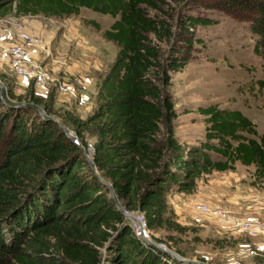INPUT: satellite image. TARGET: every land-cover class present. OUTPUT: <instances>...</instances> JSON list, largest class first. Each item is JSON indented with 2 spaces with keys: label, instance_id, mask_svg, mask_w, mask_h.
<instances>
[{
  "label": "trees",
  "instance_id": "1",
  "mask_svg": "<svg viewBox=\"0 0 264 264\" xmlns=\"http://www.w3.org/2000/svg\"><path fill=\"white\" fill-rule=\"evenodd\" d=\"M83 8L114 18L103 36L118 47L99 75L94 108L85 116L64 111L80 137H96L94 166L48 111L51 92H31L26 103L0 95V264H201L136 235L123 210L143 211L150 228L185 232L168 214L170 191H193L202 174L237 162L264 179V130L249 115L200 104L205 137L182 143L171 126L179 113L164 91L203 44L198 26L219 22L208 10L247 19L264 56V0H0V18H67ZM256 84L264 96V78Z\"/></svg>",
  "mask_w": 264,
  "mask_h": 264
},
{
  "label": "rangeland",
  "instance_id": "2",
  "mask_svg": "<svg viewBox=\"0 0 264 264\" xmlns=\"http://www.w3.org/2000/svg\"><path fill=\"white\" fill-rule=\"evenodd\" d=\"M207 13L218 18L219 22L205 27L198 26L197 34L203 39V44L197 45L194 57L183 69L171 72L170 85L164 90L171 95L175 109L179 113L171 121L174 135L186 144L197 143L205 137L207 121L206 115L198 110L200 104L217 103L221 108L241 109L244 113L250 114L259 133L262 132L264 125V96L256 84L258 79L264 78V56L254 50L257 35L250 31L247 19L227 14L219 9L208 10ZM177 15L178 11L175 12V16ZM33 19L38 24L33 23L35 28L42 25L50 28L54 24L79 25L81 22L82 27L85 24L84 29L90 34H88L90 39L83 34L79 37L83 36L87 40L99 43L96 53L104 58V62L106 59L107 62L114 59L118 47L103 36L104 29L114 21L108 14L86 8L82 9L79 15L67 18L39 15ZM19 20L20 18L14 15L0 18V36L3 37L0 41V95L11 97V94H14L21 103H26L27 96L31 92L36 93L37 85L32 86L30 82L28 85L21 84L9 60L10 49L20 41L19 32L23 30ZM94 20L100 23V29L97 30L91 23ZM62 21L64 24L59 23ZM64 30L62 28L59 33H64ZM52 39L44 46H39L41 53L45 52V49H53L56 41ZM38 43L40 41L36 44ZM32 46L30 45L31 50ZM78 49L81 51L85 47L78 46ZM65 50L68 51L66 48ZM85 54L88 56L90 52ZM38 60L47 65L41 58L38 57ZM64 72L56 71L54 74L52 72V75L71 80ZM75 77L82 80L79 75ZM69 83L72 91L66 95L74 94L76 101L82 99L83 93L79 89L84 82L80 85L75 81ZM48 90L55 100L57 97L55 90L52 88ZM39 108L47 111L44 105H40ZM65 109V106L61 107L53 102L48 111L60 122L62 128L83 146L87 160L94 166L96 137L88 132L84 138L80 137L76 127L64 120ZM163 125L165 127V124ZM89 146L92 149H89ZM96 171L103 178L101 172ZM105 182L110 188L109 194L116 197L111 183L106 180ZM199 202H206L222 213L214 215L200 212L196 208ZM167 205L168 214L188 229L185 232H178L174 229L149 227L150 237L147 239L149 242L159 247L164 244V248L161 247L163 250H172L179 256L196 261L202 260L207 264H264V179L256 178L254 165L248 166L237 162L234 170H213L204 173L196 179L193 191H170ZM123 211L126 221L131 224L135 222L134 215L129 216L126 210ZM136 211L140 210L134 212ZM237 220L251 225L239 227L234 224Z\"/></svg>",
  "mask_w": 264,
  "mask_h": 264
},
{
  "label": "crops",
  "instance_id": "3",
  "mask_svg": "<svg viewBox=\"0 0 264 264\" xmlns=\"http://www.w3.org/2000/svg\"><path fill=\"white\" fill-rule=\"evenodd\" d=\"M34 17L36 16L16 17L20 18L19 23L21 24L23 29H32L31 33L38 36L40 39V43L34 44L32 46L33 57L35 59H38L39 57V59L41 58L42 60H44L47 63L51 74L52 72L54 74L56 71H65L68 73V75L81 76L84 82L83 86H81L79 89V91L83 93V104H78V102L74 99V94H71V96H69L66 95V93H60L57 91V97L54 102L58 106H65L66 109L72 111L73 109H76L82 116L87 115L95 106L94 98L98 88L99 75L106 69V66L108 65L109 61L107 62L106 59L105 63L104 58L96 53L97 44L99 43H97L95 40H89V33L86 31V29H84V23L83 27L81 25L82 23L79 22V25L78 23H73V25L68 24L67 26L54 24L52 27L50 26V28L43 25L37 26L35 28L33 26V23L35 25L38 24L35 22L34 19L32 20V18ZM59 23L64 24L63 21ZM62 28L65 29V32L59 33ZM80 34H83L89 39L87 40L86 37L83 36L79 37ZM2 38L3 37L0 36V41ZM52 38H54L56 41L53 49L48 48L45 49V52L41 53L39 50V46L41 47L42 45L44 46L45 44L49 43L53 40ZM67 45L73 48H68ZM78 46L85 47V49L80 51L78 49ZM65 48L68 49V51H66ZM82 51L85 52L83 53ZM88 51L90 52V55L87 56L85 53ZM98 53L100 54V51ZM18 79L21 84L28 85V81L25 78L19 77ZM35 89L36 93L40 96L46 97L49 94V90L46 86L37 85L35 86ZM246 114L250 116V114Z\"/></svg>",
  "mask_w": 264,
  "mask_h": 264
},
{
  "label": "built area",
  "instance_id": "4",
  "mask_svg": "<svg viewBox=\"0 0 264 264\" xmlns=\"http://www.w3.org/2000/svg\"><path fill=\"white\" fill-rule=\"evenodd\" d=\"M19 39L20 41L11 47L9 55L12 69L17 77L25 78L28 82L33 81L36 85H43L47 88H51L56 85L59 91L63 93L72 91V87L66 79L52 75L47 65L33 57L30 45H34L40 41L36 35L26 29H23L19 32ZM74 80L78 84L83 83L80 77H76ZM79 103L83 104L82 99L79 100ZM89 149L92 148L89 146ZM196 208L198 211L203 213H210L214 215L222 213V211L212 208L206 202L197 203ZM126 214L129 216H135V222L131 224L135 234L148 241L147 239L150 237V228L145 213L143 211L131 213L129 210H126ZM234 224L239 227L251 225V223L242 220H237ZM163 245L161 244L160 246L163 247Z\"/></svg>",
  "mask_w": 264,
  "mask_h": 264
},
{
  "label": "water",
  "instance_id": "5",
  "mask_svg": "<svg viewBox=\"0 0 264 264\" xmlns=\"http://www.w3.org/2000/svg\"><path fill=\"white\" fill-rule=\"evenodd\" d=\"M40 112L43 114V115H45V110H43V109H40ZM68 134V133H67ZM69 135V134H68ZM118 206H119V204H118ZM120 207V206H119ZM168 251V250H167ZM169 253H171L172 255H174V256H176V257H179L180 259H182V260H185V261H187V262H191V263H201V264H207L205 261H202V260H198V261H196V260H194V259H191V258H187V257H183V256H179V254L178 253H176L175 251H172V250H169L168 251ZM209 264V263H208Z\"/></svg>",
  "mask_w": 264,
  "mask_h": 264
}]
</instances>
